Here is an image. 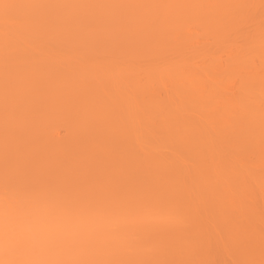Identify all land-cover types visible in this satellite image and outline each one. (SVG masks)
I'll list each match as a JSON object with an SVG mask.
<instances>
[{"label":"bare ground","instance_id":"obj_1","mask_svg":"<svg viewBox=\"0 0 264 264\" xmlns=\"http://www.w3.org/2000/svg\"><path fill=\"white\" fill-rule=\"evenodd\" d=\"M40 1L44 9L43 19L50 14L58 23L54 20V23L50 20L49 24L45 23L41 21L42 17L38 22L39 12L34 6L37 0H0V46H5L0 48V105H6L10 112L20 107L17 117L24 113V121L36 111L38 124L45 133L42 139L27 134H5L2 130L10 131L12 126L8 123L11 127L7 129L0 120V138L7 142L6 149L10 140L14 147L26 144L21 151L17 146L18 151L27 156L24 173H29L27 167L34 168L31 173L36 168L37 171L48 170L57 179V185L51 179L55 188L47 192V185H50H44L48 189L41 185L36 192L31 185H16L13 189L11 185L7 190L2 182L1 233L4 235L9 222H18L19 229L25 223L34 225L40 212L51 215L57 210L62 214V211L74 210L73 214H76L77 210L85 208L96 210L99 217L96 211H92L89 214H96V217L85 222L76 218L56 222L70 241L69 246L57 250L65 258L102 261L155 259L175 264H238L240 261L264 264L263 205L252 194L253 184L254 187L264 185L263 180L254 178L264 173V129L260 130L261 120L255 118L260 115L264 99L254 98L257 89L264 87V74H261L264 71L262 67V72L254 67L253 62V55L263 49L258 46L255 52L251 47L261 44L264 39V0ZM64 12L74 13L75 22L72 20L71 28L81 39L77 42L80 43L77 50L72 46L74 38L71 33L65 37L67 41L63 39L67 49L76 50L74 53L62 54L63 49L54 43L59 38L56 35L66 27L60 23L61 19L64 21ZM91 13H109L111 16L102 25L91 19ZM130 13H138L131 19L133 22L128 20L130 25L123 26V22L120 25L121 19ZM126 27L137 35L130 37L129 42L125 41L130 46L122 43L124 54L119 56L110 52L111 55L104 50L107 45L101 48L106 44L102 41L106 37L102 38L101 34H106L109 39H121L124 32L126 34ZM3 30L10 32L11 36L7 33V38ZM42 36L53 40H44ZM93 37L97 42L91 40ZM234 38L238 43H233ZM231 40L233 42L229 44ZM259 40L261 42L257 43ZM188 41L197 43L191 46L192 42L189 44ZM98 42L100 55L95 56L99 51L95 50L97 46L91 49L95 53H88ZM196 44L199 46L195 47ZM220 46L224 54L221 52L218 56L216 49L220 50ZM186 47L187 51L191 49L188 55ZM197 48L202 51L198 52ZM40 49H43L42 55L32 53ZM209 51L215 52L213 55L217 57L211 55L207 62L214 60L216 65L213 67L210 62L207 65L213 70L207 68L213 72L217 68L221 70L217 76L196 61H200L201 55L209 57ZM245 51L252 58L245 57ZM144 52L146 55L149 52L152 57H147ZM36 55L45 58L43 67L35 62L40 59L35 58ZM244 58L251 59V62ZM191 63L198 64L196 69L197 66L203 69L199 76L196 75L198 69ZM54 66L63 68V74L55 72ZM130 67L131 71L127 70ZM189 67L190 73L186 70ZM185 70L200 79L192 80L186 75L185 81L183 74L179 76ZM204 70L206 72L202 74ZM231 72L233 75L229 77ZM208 79L215 89L212 86L207 88ZM227 85L234 88H231L233 91ZM256 111H259L258 115ZM26 122L24 127L29 121L27 125ZM13 126L15 129L16 125ZM13 162L15 166L18 163ZM3 166L5 163L0 169ZM6 166L8 169L11 165ZM21 168L24 171V167ZM241 168H245V172ZM16 174L12 178L17 179ZM76 175L78 178L74 180ZM49 178L52 177H47L45 182L49 183ZM27 193L33 194L31 199L25 198ZM109 195L113 198L105 199ZM162 198L176 204L182 222L167 226L142 224L123 211L125 207ZM9 210L12 211L10 218L7 215ZM103 210L110 214L121 213V216L102 217L100 214H106ZM64 214L73 217L72 213ZM76 215L79 218L78 213ZM3 219L7 220L3 222ZM12 223L9 224L11 227ZM16 224L14 228H17ZM30 228L26 227L27 230ZM29 236L24 234L22 238L25 240ZM29 238L35 241L33 237Z\"/></svg>","mask_w":264,"mask_h":264},{"label":"rangeland","instance_id":"obj_2","mask_svg":"<svg viewBox=\"0 0 264 264\" xmlns=\"http://www.w3.org/2000/svg\"><path fill=\"white\" fill-rule=\"evenodd\" d=\"M165 1H166V0H165ZM39 2H41V1H40V0H37V4L34 5L35 7H37L36 10L39 12V13L37 12V13H38L37 16H38V18H39V19H38V22H39L40 18L42 17V18H41V21L44 20L43 22H45V23H46V21H47V23H48L49 20H50L51 22H53V20H54V22L56 23L58 20H57L56 18L54 19V18H53L54 16H53V15H50V14L47 15L48 17H47L46 14H45V16H46L47 19H46V20H45V18L43 19V16H44V15H42V14H43V11H44V9L42 8V7H43V4H42V3H39ZM160 2H162V1H160ZM164 3H165V2H164ZM41 11H42V12H41ZM64 14H65V15H63V16H64V17H63L64 21L61 19V22H60V23H61V26H62V25H66V27H63L64 30L59 31V35H56L57 37L59 36V38H57V37H56L57 39L54 38V39H55L54 43H55L56 45H58L59 48L63 49V50L61 51L62 54H63V53H66V52H67V53H68V52H70V53H74V51H76L77 48H79L80 43L78 44L77 42H80L81 39L79 40V37H78V36L72 31L73 29L71 28V27H73L71 22H72V20H74V19H73V18H74V16H73L74 13H71V12H64ZM123 14H124V13H123ZM137 14H138V13H133V14L130 13V15H126V16H128V17H124L125 19H124V18H122V19L120 18V19H121V21L119 20V21H120V22H119L120 25H122L121 22H123V24H124L123 26H125V25H127V24L130 25L131 23H130V24L127 23V22H129L128 20H130V22H133V20H131V19H134V18L136 17ZM35 15H36V14H35ZM124 15H125V14H124ZM124 15H123V16H124ZM37 16H36V18H37ZM89 16H91V19L97 20V22H99V23H101V24L103 25L104 23H106V20L108 19L109 16H111V14L109 15V13H93V14L91 13V14H89ZM120 16H121V15H120ZM123 16H121V17H123ZM88 19H89V18H88ZM76 20H77V19H76ZM117 20H118V18H117ZM54 22H53V23H54ZM73 22H75V20H74ZM57 23H58V22H57ZM125 23H126V24H125ZM48 24H49V23H48ZM55 25H56V24H55ZM117 25H118V21H117ZM120 25H118V26H120ZM6 27H7V26H6ZM103 27H105V28H103V29L106 30V26H103ZM263 27H264V26H263ZM2 28H3V26H2ZM7 28H8V27H7ZM7 28H6V29H7ZM4 29H5V28H4ZM8 29H9V28H8ZM100 29H101V28H100ZM1 30H2V29H1ZM125 30H126V34H125V32H124V35H123L124 38L121 37V39H119V38L115 37V36H116L115 34H113V35H115L114 37H115L116 40H115V39H109L108 36H107L106 34L103 33L104 31L101 30V31H102L101 33H103V34H101V33H100V34L103 35V36H101V35H100V36H101L102 38L106 37L105 40L102 39V41H103L104 43H106V44L103 45V42H102V41L100 42V43H101V46L103 45L101 48L103 49V48L107 45L108 48L105 47L107 50H106L105 48H104V50H105V51H108V53L113 52V55H116L115 53H118L119 56H120L121 54H124V52H123L122 50H124L123 48H125V46L123 47V44H122V43H124L125 41H126V42H129V38H130V37L134 38V37H136V35H137V32H135V31H133V30H130V28H127V27H126ZM125 30H124V31H125ZM263 30H264V28H263ZM5 31H6V30H3L4 35H6L7 33H9V35L11 36L10 32H6V33H5ZM8 31H9V30H8ZM10 31H11V30H10ZM63 31L66 33V35L63 33ZM107 31H109V30H107ZM11 32H12V31H11ZM99 32H100V31H99ZM110 32H111V31H110ZM70 33L72 34V38H74V39H73L74 42H72L73 44L71 43L72 46H74V48H76V50H74V51H72V50H70V49H67L68 47L66 46V43L63 42V41H65V40L67 41V39H66L67 36H71V35H69ZM233 33H234V32H233ZM236 33H237V32H236ZM236 33H234V34H236ZM239 33H240V32H239ZM260 33H261V32H260ZM56 34H57V33H56ZM60 34H61V36H60ZM111 34H112V33H111ZM111 34H110V36H109L110 38H112V37H111ZM2 35H3V34H2ZM44 35H45V34H44ZM46 35H48V34H46ZM63 35H64V37H63ZM108 35H109V34H108ZM237 35H238V34H237ZM261 35H262V34H261ZM0 36H1V34H0ZM51 36H52V35H51ZM54 36H55V34H54ZM234 36H235V35H234ZM262 36L264 37V35H262ZM6 37L9 38L7 35H6ZM43 37H44V36H42L41 38H43ZM48 37H49V36H48ZM48 37H47V38L44 37L43 39H44V40H49V39L53 40L51 37H49V38H48ZM52 37H53V36H52ZM65 37H66V38H65ZM228 37H230V36H228ZM237 37H238V36H237ZM260 37H261V36H260ZM41 38H40V39H41ZM60 38H61L62 41L60 40ZM69 38L72 39L71 37H69ZM98 38H99V37H98V35H97V39H98ZM220 38H221V37H220ZM225 38H226V37H225ZM240 38H242V36H241ZM63 39H65V40H63ZM94 39H95V41H96V38H94V37L91 38V40H94ZM122 39H123V40H122ZM127 39H128V40H127ZM221 39H223V38H221ZM221 39H220V40H221ZM230 39H231V38H230ZM262 39H263V38H261V40H262ZM11 40H12V39H11ZM206 40H208V39H206ZM214 40H215V39H214ZM214 40H212V41H214ZM217 40H219V39L217 38ZM243 40H244V38H243ZM70 41H72V40H70ZM105 41H106V42H105ZM215 41H216V40H215ZM222 41H223V40H222ZM234 41H235V42H233V40H231V41H228V42H229V44H230L231 42H233L234 44H235V43H238V39H237V41H236V39L234 38ZM241 41H242V40H241ZM263 41H264V39L262 40V43H261V44H258L257 46H251V47H253L252 49L255 50V52L257 51V47H258V46H260V48L263 49V50H261V49H259V47H258V49H259V53H257L258 51H257L256 53H257V54H260V55H257L256 53H255V55L251 54V55L254 56V57H253L254 61H253V59H252V61H253L254 64H255L254 67L256 66V68H259V69H258L259 71L261 70L260 67H262V68H263V71H264V63H263V62H264V56H263V55H264V47H263V46H264V42H263ZM10 42H11V41H10ZM96 42H97V41H96ZM117 42H118V43H117ZM126 42H125L124 44L130 46L128 43L126 44ZM191 42H192V41H190V43H191ZM207 42H208V41H207ZM209 42H210V41H209ZM242 42H243V41H242ZM259 42H261V41L259 40L257 43H259ZM74 43H76V44H74ZM114 43H116V44H114ZM119 43H121L122 45L119 44ZM186 43H187V42H186ZM188 43H189V41H188ZM190 43H189V44H190ZM195 43H197V42H195ZM195 43L192 42V43H191V46H192L193 44H195ZM216 43H217V42H216ZM98 44H99V42H98L95 46H92V47L90 48V52H88V51H87V52L91 54V53H92V50H91V49H94V48L97 46V47L95 48V50H96V49H97V50L99 49V51L95 54V56H96V55H100L99 52H100L101 49L99 48V47H100V44H99V45H98ZM118 44H119V47H120V48L118 47ZM201 44H202V43H201ZM225 44H226V43H225ZM187 45H188V44H187ZM197 45L199 46V44H196L195 47H197ZM219 45H220V44H219ZM219 45H218V46H219ZM222 45H224V44H222ZM236 45H237V44H236ZM1 46H3V45H1ZM1 46H0V48H2ZM188 46H190V45H188ZM201 46H202V45H201ZM201 46H200V47H201ZM218 46H217V47H218ZM237 46H238V45H237ZM3 47H5V46H3ZM93 47H94V48H93ZM116 47H117V48H116ZM202 47H203V46H202ZM211 47H213V46H211ZM217 47H216V48H217ZM251 47H250V49H251ZM74 48H73V49H74ZM121 48H122V49H121ZM191 48H192V47H191ZM216 48H213V50H215ZM219 48H220V50H219L218 48L216 49V53H217V55H218V54L221 55V52L223 51V50H222V46H220ZM238 48H239V46H238ZM244 48H245V47H244ZM35 49H36V48H35ZM61 49H59V50H61ZM114 49H116V50H114ZM120 49H121V51H120ZM187 49H188V48L186 47V53L191 51V49L188 50V51H187ZM192 49H193V48H192ZM233 49H234V48H233ZM236 49H237V48H236ZM250 49H248V50H249V53H250V51H251ZM40 50H41V49H40ZM42 50H43V49H42ZM42 50H41V51H37V50H36V51H33L32 53L37 52V54L39 53L40 55H42ZM81 50H82V48H81ZM81 50H80V51H81ZM88 50H89V49H88ZM97 50H96V51H97ZM184 50H185V48H184ZM184 50H183V51L180 50V51H182V52L184 53ZM194 50H195V48H194ZM194 50H193V51H194ZM196 50H198V52H201V51H202V50L199 51V48H197ZM203 50H204V49H203ZM217 50H218V51H217ZM224 50L227 51V49L225 48V45H224ZM234 50H235V49H234ZM234 50H233V51H234ZM57 51H58V50H57ZM83 51H84V50H83ZM105 51H103V53L106 54ZM230 51H231V50H230ZM237 51H238V50H237ZM241 51H242V49H241ZM246 51H247V49H246ZM246 51L244 52L245 55H246ZM58 52H59V51H58ZM58 52H57V53H58ZM78 52H79V50H78ZM101 52H102V51H101ZM114 52H115V53H114ZM194 52H195V51H194ZM194 52H193V53H194ZM209 52H210L209 57H207L206 55H205V56L201 55L202 57H207L208 59H207V58H204V59H203V58L201 57V58H198V59H200V61L196 60V61L198 62V64H200V66L203 67V65H204L206 68H207V67H208V68H211V67H212V66H208L207 64L210 63V62H213L214 60H212V61H210V62H207V61L210 60L211 55L214 56L213 54H216V53H215L214 51H213L214 53H211V51H209ZM219 52H220V53H219ZM223 52H224V51H223ZM223 52H222V53H223ZM234 52H235V51H234ZM59 53H60V52H59ZM93 53H95V52H93ZM93 53H92V54H93ZM103 53H102V54H103ZM144 53H145V52H144ZM157 53H159V52H157ZM177 53H178V52H176L175 54H177ZM180 53H181V52H180ZM191 53H192V52H191ZM191 53H190V54H191ZM227 53H228V52H227ZM110 54L112 55V53H110ZM125 54L129 55V53H125ZM140 54H141V52L139 51V55H140ZM159 54H161V53H159ZM173 54H174V53H173ZM223 54H224V53H223ZM225 54H226V52H225ZM18 55H19V54H18ZM82 55H83V54H82ZM103 55H104V54H103ZM108 55H109V54H108ZM145 55H146V53H145ZM180 55H181V54H180ZM187 55H188V53H187ZM187 55H185V56H187ZM191 55H192V54H191ZM191 55H190V56H191ZM195 55H197V52H195ZM199 55H200V54H199ZM207 55H208V54H207ZM34 56H35V54H34ZM43 56H45V55L43 54ZM43 56H42V57H43ZM146 56H147V57H148V56H149V57H152L151 54H150L149 52H148V55H146ZM172 56H174V55H172ZM175 56H176V55H175ZM177 56H178V55H177ZM190 56H189V57H190ZM218 56H219V55H218ZM222 56H225V55H222ZM257 56H259V57H257ZM39 57H40V56H37V55H36L35 58H39ZM53 57H54V56H53ZM56 57H57V56H56ZM56 57H55V58H56ZM97 57H99V56H97ZM187 57H188V56H187ZM189 57H188V58H189ZM193 57H195V56H193ZM197 57H199V56H197ZM214 57H217V56H214ZM245 57H249V58H250L251 56H249V54H248V56L246 55ZM256 57H257V58H256ZM262 57H263V58H262ZM16 58H19V56H17ZM174 58H176V57H174ZM251 58H252V57H251ZM259 58H260V59H259ZM261 58L263 59V61H262ZM44 59H45V58H44ZM44 59H43V58L41 59V57H40V59H36V61H35V60H34V61H35L37 64H39L41 67H43V65H45V63H46ZM46 59H47V58H46ZM205 59H206V60H205ZM232 59H233V58H232ZM43 60H44V61H43ZM203 60H205L204 63H203ZM223 60H224V59H223ZM244 60H249V59H248V58H246V59L244 58ZM46 61H50V60H46ZM173 61H174V60H173ZM177 61H178V60H177ZM201 61H202V62H201ZM224 61H225V60H224ZM249 61L251 62V59H250ZM51 62H52V61H51ZM53 62H54V61H53ZM159 62H160V61H159ZM159 62H158V63H159ZM170 62H172V61H169V63H170ZM175 62H176V61H175ZM185 62H186V61H185ZM199 62H200V63H199ZM163 63H164V61H163ZM163 63H162V64H163ZM169 63H168V64H169ZM172 63H173V62H172ZM172 63H171V65H172ZM181 63H184V61L181 62ZM187 63L189 64V62H187ZM194 63H196V62L194 61ZM194 63H191L192 66H194ZM214 63H216V62H213V63H212L213 67H215V65H216V64L214 65ZM162 64H161V65H162ZM164 64H165V63H164ZM166 64H167V63H166ZM166 64H165V65H166ZM198 64H196V65H198ZM205 64H206L207 66H206ZM224 64H225V63H224ZM256 64H257V65H256ZM259 64H260V65H259ZM169 65H170V64H169ZM171 65H170V66H171ZM176 65H177V64H176ZM180 65H182V64H180ZM196 65H195V66H196ZM157 66H159V64H158ZM167 66H168V65H167ZM170 66H169V67H170ZM177 66H178V65H177ZM184 66H185V65H184ZM195 66H194V68H195ZM233 66H234V65H233ZM125 67H126V66H125ZM181 67H182V66H181ZM186 67H187V66H186ZM213 67H212V70H213ZM231 67H232V65H231ZM158 68H160V67H158ZM164 68H165V67H164ZM171 68H172V67H171ZM178 68H179V66H178ZM184 68H185V67H184ZM203 68H204V67H203ZM206 68H205V69H206ZM208 68H207V69H208ZM229 68H230V67H229ZM234 68H235V67H234ZM126 69H127V68H126ZM160 69H161V68H160ZM172 69H173V68H172ZM174 69H176V68L174 67ZM174 69H173V70H174ZM182 69H183V68H182ZM195 69H196V68H195ZM195 69H194V70H195ZM197 69H198V66H197ZM197 69H196V70H197ZM201 69H202V68H199V69L197 70V72H196V70H195V71L193 70V72H196V73H197L196 75L199 76L198 73H199V71H200ZM207 69H206V70H207ZM231 69H232V68H231ZM235 69H236V68H235ZM235 69H234V71H235ZM54 70H55V72H58L60 75H62L63 72H64L63 68H61L60 66H59V67H57V66L55 67V66H54ZM124 70H125V69H124ZM127 70H130V71H131V67H130V69H127ZM166 70H167V69H166ZM186 70L189 72L190 67H189V68H186ZM186 70L184 71V73L181 72L179 76L181 77V75L183 74V77L185 78V81L187 80V79H186V75H187V77H189V78L191 77L190 79L198 81V78H199L198 76L195 77V74H193V73L188 74V72H187ZM191 70H192V68H191ZM202 70H203V69H202ZM208 70L210 71V69H208ZM208 70H207V73L209 72ZM212 70H211V71H212ZM217 70H218V71H217ZM237 70H238V69H237ZM161 71H162V70H161ZM169 71L171 72V69H170ZM169 71H168V72H169ZM211 71H210V74L213 73V75H214V73H215V76L219 75L220 72H221V70H219L218 68H217L214 72L212 71V73H211ZM216 71H217V72H216ZM165 72H166V71H165ZM186 72H187V74H186ZM190 72H191V71H190ZM190 72H189V73H190ZM204 72H206V71L204 70V71L202 72V74H203ZM261 72H262V70H261ZM172 73H174V72H172ZM200 73H201V71H200ZM170 74H171V73H170ZM192 74H193V75H192ZM216 74H217V75H216ZM231 74L233 75V72H231V73L229 74V77H230ZM234 74H235V73H234ZM261 74H264V73H261ZM171 76H174V75H171ZM211 76H212V75H211ZM193 77H194V79H193ZM226 77H228V76H226ZM226 77H225V78H226ZM236 77H237V76H236ZM236 77H235V79H236ZM189 78H188V79H189ZM223 78H224V77H223ZM231 78H232V80H231ZM231 78H230V80L233 81V80H234V79H233V76H231ZM181 79H182V78H181ZM199 79H200V78H199ZM226 80H227V79H226ZM208 81H209V79L207 80V82L205 81V82H206L205 85L207 86V88H209V87H211V86L214 88V84H210L211 82L208 83ZM228 81H229V80H228ZM60 83H61V82H60ZM202 83H203V82H202ZM207 83H208L209 86L207 85ZM203 84H204V83H203ZM224 84H226V83H224ZM227 86H228V85H227ZM263 86H264V85H262V87H263ZM222 87H223V86H222ZM224 87H225V85H224ZM224 87H223V88H224ZM228 87H229V86H228ZM233 87H234V86H233ZM205 88H206V87H205ZM226 88H227V87H226ZM231 88H232V87H229L228 89L230 90ZM257 88H258V87L256 86V89H257ZM263 88H264V87H263ZM263 88H261V89H259V90L257 89V91H256V95L254 96L255 99L257 98V100H259V101H262V100L264 99V93H263L264 89H263ZM210 89H211V88H210ZM210 89H207V91H209ZM214 89H215V88H214ZM232 89H234V88H232ZM232 89H231V90H232ZM229 90H228V91H229ZM235 90H236V89H235ZM207 91H206V93H207ZM232 91H233V90H232ZM258 91H260L259 94H258ZM210 92H211V90H210ZM257 96H258V97H257ZM261 96H262V97H261ZM262 98H263V99H262ZM3 103H4V102H3ZM17 104H19L18 101H17ZM259 105H260V104H259ZM20 106H21V105H20ZM35 106L40 107V104H35ZM260 106H261V105H260ZM257 107H258V106H257ZM19 109H20V107H18L17 109H15V111H11V112H10V111H8V107H7L6 105H0V120H1V122L4 123V125L7 127V129L10 128L11 126H12L11 128L13 129V128H14L13 125H16V126H15V129H16V130L13 129L14 131H13L11 128H10V131H9V129L6 130L5 126L3 125V126H4L3 128H5V129L2 130V133H5V134L7 133V134H11V135H14V134H15V136H17V134H18V135H22V134H23V135L26 136V134H27V135L35 136V137H37L38 139H42V138H43V133H45V131H44L43 128H40V125L38 124L39 115H38V114L36 113V111H35V110L38 111L39 109H35V108H34V109H35V110H34L35 113H34L33 110H32V112L34 113V115H31L30 119H29V120H26L27 122L29 121V122H28V125H29V126L27 125V122L24 121L25 119L23 120V117H22V116H23L24 113H21V114H22L21 117H20V115H19V117H17L18 115H17L16 112H18ZM21 109H22V107H21ZM20 111H21V110H20ZM20 111H19V112H20ZM259 111H260V112H259ZM259 111H258V112L260 113V115L257 116L258 118H257V117H255V118L261 120V108L259 109ZM19 112H18V113H19ZM22 112H23V109H22ZM32 112H31V113H32ZM258 112L256 111L255 114L258 115V114H259ZM19 114H20V113H19ZM24 115H25V114H24ZM24 118H25V116H24ZM26 118H27V116H26ZM18 119H21L20 121H21L22 123L19 122ZM13 120H14V122L16 121L17 124H19L18 126H19L20 129H22V128H24V129L20 130V129L17 127V124H16V123H13V124H12V121H13ZM17 120H18V121H17ZM23 121L26 122V125H27L26 127H27V128L24 127L25 125H24V122H23ZM8 123L11 124V126H10ZM6 124H7V125H6ZM20 124H22L23 126H20ZM17 128H18L19 131L17 130ZM1 129H2V127H1ZM27 129H28V130H27ZM5 130H6V131H5ZM24 130H27V131H24ZM260 130H262V127H261ZM8 131H9V132H8ZM11 131H12V132H11ZM15 131H16V133H13V132H15ZM20 131H21V132H20ZM31 131H33L34 133H33V132L30 133ZM42 131H44V132H42ZM263 131H264V130H263ZM17 132H18V133H17ZM0 133H1V130H0ZM2 133H1V134H2ZM1 134H0V137H2ZM14 139H15V138L13 137V140H14ZM13 144H14V143L10 140V146L6 149L7 142H4V140H3L2 138H0V162L2 161V163H0V165H1V164L3 165L4 163H5V166H6V165H9V164L11 165V166L9 167L10 169H9V168L6 169L8 166H6V167L3 166L2 168H4V167H5V168H4V169H2V168L0 169V170H2V171L0 172V177H1V178H0V184H2L3 186H4V184H5L4 187H6V188L8 187L7 190L10 189L9 186H11V185H12V186H11V189H13L14 187H16V185H17V186H20V185L30 186V185H31L30 187H32V190H33V191H36V190H37L36 192L39 191L41 185H42V187H44L45 189H48V188H49L48 191L46 190L47 192H50L53 188H55V186L52 187V185H53V183H54V185H57V184H56V183H57V179L54 178V177H55L54 175H51L50 173H48V170H46L47 172H46L45 170H38V171H37V168H36V169H35V172H34V173H31V172L33 171V170H32L33 167H32V168L27 167V171H28L29 173H28V174L24 173V172H26V170H25V169H26L25 166H26V163H27V156L24 155V154H21L20 151H21V148H24V147H22V146H26V144H25V145L22 144V145H19V146L16 145V147H14ZM17 146H18L20 149L17 148ZM4 147H5V148H4ZM3 149H5V150H3ZM18 149H19L20 151H18ZM2 151H4V152H2ZM23 155H24L25 157H24ZM23 158H25V159H24V162H25V163L23 162ZM7 160H9V161L11 160V161H10L11 163H10L9 161H7ZM25 160H26V161H25ZM12 161H16V162H18V163H16V166L14 165V162H13V164H12ZM6 162H8V163H6ZM22 162H23V164H22ZM12 165H14V167H12ZM22 166L24 167V171H22V170H23V168H21ZM27 166H30V165L27 164ZM34 167H35V166H34ZM28 168L31 169V171H29ZM33 169H34V168H33ZM241 169H242V172H245V171H244L245 168H241ZM4 170H5V171H4ZM263 170H264V169H263ZM240 171H241V170H240ZM3 172H4V173H3ZM45 172H46V173H45ZM242 172H240V173H242ZM14 173H17V174H16V175H17V179H16V177H13V178H12V176L14 175ZM21 173L24 174V175H22ZM262 173H263V172H262ZM262 173H261V174H262ZM2 174H3L4 178H5V180H4V178L2 177ZM244 174H245V173H244ZM261 174H260V175L258 174V175H259V176H257L258 178H257V177H254V178H256V179H255L256 181H258L259 179H260L261 181H262V180L264 181V179H263V178H264V177H263V176H264V173L262 174V176H261ZM16 175H15V176H16ZM19 175H21V176H19ZM25 175H27L26 178H25ZM28 175H29V177H28ZM50 175H51V176H50ZM10 176H11V177H10ZM18 176L20 177V180H19ZM31 176H32V177H31ZM43 176H44V177H43ZM45 176H46V177H45ZM239 176H242V175L239 174ZM260 176H261V177H260ZM27 177H28V178H27ZM39 177H40V178H39ZM47 177H52V178H49V183H48V182H45V180L47 179ZM75 177L78 178V176L76 175V176H74V180H75ZM262 177H263V178H262ZM14 178H15V179H14ZM36 178H37V179L39 178L38 180H39L40 182H39ZM2 179H3V181H2ZM9 179H10V180H9ZM26 179H28L29 181L26 180ZM51 179H52V182H53L52 184H51ZM25 180H26V185L23 184V183H25ZM30 180H31L32 183H34L35 185H33V184L31 183ZM43 180H44V181H43ZM54 180H55V181H54ZM76 180H77V179H76ZM260 180H259V181H260ZM5 181H8V182H5ZM15 181H17L18 183L15 182ZM20 181H21L22 184H20ZM2 182H3L4 184H3ZM38 182H39L40 184H39ZM41 182H42V184H41ZM43 182H44V183H43ZM8 183H9V184H8ZM27 183H28V184H27ZM30 183H31V184H30ZM46 184H49L51 187L48 186V185H47L48 188L45 187L44 185H46ZM7 185H8V186H7ZM32 185H33V186H32ZM36 185H38V186H36ZM39 186H40V187H39ZM252 186H253V189H252L253 197H255L256 200H257L259 203H262V205H263V209H262V211L264 212V204H263V202H264V200H263V199H264V185H263V187H261V186L254 187V184H253ZM12 187H13V188H12ZM33 187H36V188H33ZM42 187H41V188H42ZM37 188H39V189H37ZM8 192L10 193V191H8ZM36 192H35V194L37 195ZM31 194H32V193H31ZM31 194L27 193V194H25L24 196H25V198L27 199L26 196H28V198H29ZM33 194H34V192H33ZM33 194H32V195H33ZM124 194H125V193H124ZM124 194H123L122 196H124ZM36 195H35V197H36ZM18 196H19V195H18ZM24 196H23V197H24ZM50 196H52V197H50ZM50 196H49V197H50L51 199H53V198L55 199V196H53V195H50ZM109 196H110V195H109ZM109 196H108V197H109ZM33 197H34V196H33ZM102 197H103V196H102ZM105 197H106V196H105ZM108 197H106L105 199H112V198H113V197H111V196H110L109 198H108ZM115 197H116V196H115ZM116 198H117V197H116ZM118 198H119V196H118ZM29 199H31V197H30ZM32 199H33V198H32ZM35 199H36V198H35ZM31 201H33V200H31ZM28 202H29V201H28ZM29 203H30V202H29ZM29 205H30V204H29ZM113 205H114V204H113ZM113 205H112V206H113ZM130 205H131V204H130ZM130 205H129V206H130ZM24 206H25V205H24ZM108 206H109V205H108ZM108 206H107V207H108ZM110 206H111V205H110ZM114 206H115V205H114ZM126 206L128 207V205H126ZM107 207H106V208H107ZM115 207H116V206H115ZM121 207H122V206H121ZM131 207H132V206H131ZM8 208H9V207H8ZM30 208H31V207H30ZM33 208H35V206H33ZM33 208H32V210L34 211ZM106 208H105V210L108 211ZM118 208H120V206H119ZM122 208H124V207H122ZM50 209H51V208H50ZM50 209L47 207V210H48V211H50ZM84 209H85V208H83V209L81 208L80 211L77 210V213H78L79 218H78L77 215H76L77 213H76V214H73V213L75 212L74 210H73V212H71V211H70V212H68V211H67V212L62 211V212L67 213V214H71V213H72V214H73V217L70 216V215H69L70 217H69V216H65L64 213H63V214H64V215H63V214L61 213L60 210H59V211L57 210L58 212H57L56 210H55L56 212L53 211L54 213L52 212L53 214H51V215H48V214H50V213L46 214L47 212H45V214L40 212V215H39L40 217H39V218L36 217V219H37V220L39 219V220L36 221L37 223H35L34 225H32V223H31L32 226H31V225H28L29 227H31V228L28 229V230L26 229V227H28V226L26 225V223H25V226H24L23 228L20 227L21 229H19V228H18L19 226H17V224H16V223H18V222H16V223L14 222V224H16V226H17V228H16V227L14 228L15 225H14L12 222H9V220H8V222H9V223H8V226H5V228H4V230L6 229L7 231H6V230L4 231V232H5L4 235H3V233H1V231H0V242H3V244H2V243L0 244V261L16 260V259H19L20 257H21V259H22L23 257H24V258H27L26 255L23 256L20 252H18V251L16 250L15 246H14V245H15V241H16V239H17L18 237L22 238V236H24V234H25V237H26V235H27V236L30 235L29 237H33L32 239L38 240V239L40 238V236H41V229H42L43 227H45V226H47V225H54V226H56L57 228H60L59 224H58V226H57V224H56V222H57L58 220H60V219L65 218L66 220H72V219H75V218H76V219L81 220V221L83 222L84 220H88V219H90V218H92V217H93V218L96 217V214H95V215H90V214H92V211H93V210H92V211H88V210L85 209L86 211L84 212ZM92 209H93V208H92ZM96 209H97V208H96ZM109 209H110V208H109ZM111 209H112V208H111ZM111 209H110L109 211H111ZM125 209H127V208L125 207ZM6 210H8V209H6ZM10 210H11V209H10ZM10 210H9V211H10ZM21 210H22V209H21ZM26 210H27V208H26ZM39 210H40V208H39ZM41 210H43V209H41ZM41 210H40V211H41ZM52 210H54V209L52 208ZM100 210H101V209H99V212H100ZM105 210H103V212H105ZM117 210H118V209H117ZM24 211H25V210H24V208H23V212H24ZM27 211H28V210H27ZM29 211H30V210H29ZM33 211H30V212H33ZM43 211H44V210H43ZM87 211H88V213H87ZM95 211H96V210H95ZM95 211H93V212L95 213ZM112 211H114V210H112ZM119 211H120V210H119ZM123 211H124V210H123ZM123 211H122V212H123ZM11 212H12V211H11ZM50 212H51V211H50ZM89 212H91V213L89 214ZM117 212H118V211H117ZM124 212H125V211H124ZM36 213L38 214L37 211H36ZM96 213H97V216L99 217V214H98L97 211H96ZM105 213H106V214L102 213V214H100V215H102V217H106V218H107L108 216H110V217H111V216H121V213H120V214H119V213L110 214V213H107V212H105ZM20 214H21V213H20ZM123 214H124V213H123ZM7 215H8V214H7ZM25 215H26V214H25ZM28 215H29V214H28ZM74 215H76V217H74ZM5 216H6V215H5ZM29 216H30V215H29ZM35 216H37V215L35 214ZM61 216H62V217H61ZM94 216H95V217H94ZM126 216H127V214H126ZM9 218H10V216H9ZM23 218H25V217H23ZM7 219H8V218H7ZM7 219H6V220H7ZM6 220H5V221H6ZM0 221H1V220H0ZM5 221H4V219H3V222H5ZM62 221H63V220H62ZM23 222H24V221H23ZM28 222H29V221H28ZM84 222H85V221H84ZM10 223H12V225H13L12 227H11V225H9ZM33 223H34V222H33ZM57 223H59V222H57ZM28 224H29V223H28ZM3 225H4V224H3ZM20 225H21V223H20ZM23 225H24V224H23ZM21 226H22V225H21ZM3 227H4V226H3ZM8 227H9V228H8ZM71 227H72V226H71ZM7 228H8V229H7ZM24 228H25V231H23ZM69 228H70V226H69ZM15 229H16V230H15ZM17 229H18V230H17ZM26 230H27V231H26ZM18 231H19V232H18ZM20 232H21V233H20ZM24 232H26V233H24ZM21 234H22V235H21ZM1 235H3V236H1ZM25 237H24V238H25ZM29 237H28V238H29ZM28 238H26L25 240L27 241ZM29 239H30V238H29ZM30 241H31V239H30ZM6 242H7V243H6ZM1 252H3V254H1ZM44 254H45V255H48V254H50V253H49V251H48L47 249H45V250H44Z\"/></svg>","mask_w":264,"mask_h":264},{"label":"snow or ice","instance_id":"obj_3","mask_svg":"<svg viewBox=\"0 0 264 264\" xmlns=\"http://www.w3.org/2000/svg\"><path fill=\"white\" fill-rule=\"evenodd\" d=\"M7 7V6H6ZM261 123L264 129V102L261 105ZM142 224L167 226L182 222L179 209L168 199H158L153 202L133 206L124 210ZM11 216V212L8 213ZM7 243V242H6ZM70 241L65 233L54 225H47L41 229V236L35 241H26L18 237L15 248L27 258L0 261V264H175V262L155 259H133L119 261H102L91 259L65 258L57 250L69 246ZM47 249L50 254L45 255ZM238 264H254L253 261H240Z\"/></svg>","mask_w":264,"mask_h":264}]
</instances>
